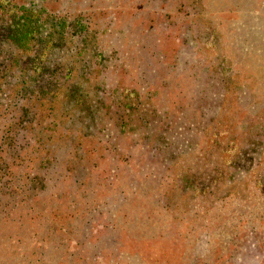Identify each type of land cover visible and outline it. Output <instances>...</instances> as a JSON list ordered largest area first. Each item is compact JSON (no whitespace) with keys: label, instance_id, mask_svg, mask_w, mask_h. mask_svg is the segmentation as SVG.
<instances>
[{"label":"rangeland","instance_id":"374dc122","mask_svg":"<svg viewBox=\"0 0 264 264\" xmlns=\"http://www.w3.org/2000/svg\"><path fill=\"white\" fill-rule=\"evenodd\" d=\"M44 2L65 32L47 65L85 29L114 97L83 105L78 145L48 100L23 103L42 104L36 128L0 132V264H264V0ZM73 93L62 111H80ZM9 94L1 128L24 107Z\"/></svg>","mask_w":264,"mask_h":264},{"label":"trees","instance_id":"16d2710c","mask_svg":"<svg viewBox=\"0 0 264 264\" xmlns=\"http://www.w3.org/2000/svg\"><path fill=\"white\" fill-rule=\"evenodd\" d=\"M57 12H50L49 5L44 0H0V95L6 91L10 93V97L15 99L16 95L19 94L22 98L20 102L23 106L25 99H32L33 101L48 100L49 105L46 106L45 102L43 108L46 107L48 112L61 111L56 115L54 112L50 116V125L56 126L53 118L63 114L65 116V121L63 120L64 125L77 124L75 130L78 134L74 137L77 140L73 141L76 142L74 145H78L79 140L86 139L84 138L86 136L91 137V135H87V131L91 128L88 121L91 120V111L93 110L87 111L88 114L86 116L81 111L84 107L83 105L88 106L90 104L91 106L88 109L98 107L97 105L100 108L104 106L105 111L111 108V106L109 105L110 103L102 100L103 94L107 93V98H110L111 93L113 96L114 90H103L104 87L101 86L100 80L96 78L103 64L102 53L104 47H101L103 43L101 39L98 40V37L94 38V42H89L86 35L88 32H85V29L81 28L80 30L84 35L85 41L81 40V46L73 51V57L71 54L63 51L65 53L64 60L60 57L54 62V65H47V55L50 49L55 46V50L59 51V48L62 49L64 45V41H60L65 34L64 19ZM56 14L62 17V19L57 17ZM73 33L71 32L70 34L72 35ZM67 43L71 44V41H66ZM86 53H88V56ZM84 56L89 59L93 57L95 60L93 66L89 69H86L89 63L86 62ZM74 74L82 79H76L71 82L69 79L66 80V77L72 79ZM73 92H77V94H80L84 98L82 100H73V103L78 105L73 109H80V111H71L70 113L66 112L69 109L62 111L65 109L66 103L68 104V101L63 102L62 97H66L68 100L70 99L69 95L72 96L74 94ZM75 97L78 96L75 95ZM41 105L37 106L38 108L34 106L35 111L33 112L26 111V106L18 107L14 119L11 116V119L4 121L6 122V127L4 128H1L2 124L0 122L2 144L8 145L12 142L17 127L32 130L36 128L35 123L42 124L43 116L38 112L43 109L40 108ZM68 106L70 107L71 103ZM83 110L85 111V109ZM37 115L41 116V120L38 121V118H40L38 116L37 121L34 122ZM84 119H88L86 126L82 123ZM20 125L26 126L22 127ZM84 127L86 128V132L83 131ZM41 128H43V125ZM74 145H72L73 155L76 156ZM260 151L262 154L264 153V145L262 144L256 153L259 154ZM242 155L245 156V153H242L241 150L235 152V155H233L234 158L231 159L232 161L229 165L233 171L239 167L240 162L237 160V157ZM201 157L199 158L200 160L202 159ZM257 161L260 162L261 159ZM200 163L196 162V164ZM210 164L209 168L211 167L212 170L205 169L203 174L208 173L210 176H213L218 172L224 171L223 167H212L215 162H210ZM196 168L202 171L198 166ZM257 168L259 167H254L253 169Z\"/></svg>","mask_w":264,"mask_h":264}]
</instances>
